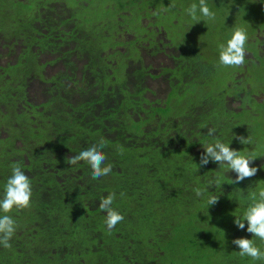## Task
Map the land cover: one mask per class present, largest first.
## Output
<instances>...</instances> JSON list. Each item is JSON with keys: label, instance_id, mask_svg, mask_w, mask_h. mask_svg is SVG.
Masks as SVG:
<instances>
[{"label": "trees", "instance_id": "16d2710c", "mask_svg": "<svg viewBox=\"0 0 264 264\" xmlns=\"http://www.w3.org/2000/svg\"><path fill=\"white\" fill-rule=\"evenodd\" d=\"M99 3L110 11H92ZM207 4L216 18L187 13L192 42L162 98L147 87L134 48H117L133 22L119 11H134L136 0H0V199L14 165L32 185L31 208L10 213L17 229L12 247L0 246V264H264L232 243L253 239L264 251L247 221L244 230L234 223L264 189V50L249 42L264 37V0ZM98 20H107L112 41L99 38ZM236 28L255 47L252 90L250 68L235 78L239 67L219 63V45ZM217 140L255 156L257 174L233 184L227 165L198 167L203 146ZM101 141L107 176L92 179L87 163H67ZM112 192L124 220L109 232L99 203Z\"/></svg>", "mask_w": 264, "mask_h": 264}, {"label": "clouds", "instance_id": "9594fccd", "mask_svg": "<svg viewBox=\"0 0 264 264\" xmlns=\"http://www.w3.org/2000/svg\"><path fill=\"white\" fill-rule=\"evenodd\" d=\"M173 6L169 5L168 7ZM164 10L167 11L168 9L165 8ZM197 11H199L200 16L205 20L214 21L216 18V14L208 7L207 0H199L198 5L194 3L187 9L188 15L193 20L199 22ZM247 42V31L243 28H236L226 44L219 45L220 65L225 67H243L247 55ZM215 133V128L208 129L207 134L209 136H214ZM237 139L241 144H250L252 142L251 137L245 138L240 136ZM103 147L104 143L101 141L99 146L92 145L86 150L80 151L79 154L67 158V163L70 165H78L81 161L87 163L92 169V179L107 176L112 171V165L108 164L104 166L106 155L101 151ZM203 148L204 152L200 157L198 167L206 166L209 161L215 162L219 166L227 165L230 171L236 174L235 179L232 180L233 184L240 183L246 178L250 179L258 172V168L252 166V163L256 159L255 156L241 155L239 151L231 148L229 144L217 140L214 144H207ZM210 183L212 182L210 181ZM215 183L219 185V180L215 181ZM194 191L198 197L203 195V192L199 188L194 189ZM120 195L123 196V193ZM31 197V180L19 165H14L12 167V174L5 185L4 196L0 199V212L4 213L0 215V246L6 249L12 247L10 241L16 233L17 224L10 213L14 209L17 211L30 209ZM258 197L259 199H257L256 193L251 194L253 203L245 211L243 219L236 218L234 223L239 229L244 230V222L247 221L246 231L261 242H264V189L259 191ZM115 200L116 193L112 192L102 198L99 203V208L106 213L105 225L109 232L124 220V216L112 207ZM218 200L219 197L210 196L207 203L209 206H212ZM232 243L238 246V252L241 257H249L254 261H264V251L255 244L253 239L237 238Z\"/></svg>", "mask_w": 264, "mask_h": 264}, {"label": "flooded vegetation", "instance_id": "af4514ba", "mask_svg": "<svg viewBox=\"0 0 264 264\" xmlns=\"http://www.w3.org/2000/svg\"><path fill=\"white\" fill-rule=\"evenodd\" d=\"M97 5L91 10L106 13L111 9L108 4L99 3ZM169 5L174 6L169 8ZM165 8L168 10L165 11ZM119 12L132 18L133 22L127 23V26L133 33L127 28V31H121V37H125L126 43L124 46L118 44L117 48L121 52H124L127 47L132 46L134 48L132 51L136 55L134 63L145 77L147 87L156 95L165 97L170 80L181 70L184 48H187L192 42L187 34V31L191 29L187 16V6L186 8L177 6L175 2L171 3L169 0H136L134 11L121 10ZM133 13L135 17H132ZM154 13L157 14L154 15ZM182 16L185 17L183 25L180 23ZM106 23L107 20H98V27L102 28L101 30L104 31L105 35L108 34L105 28ZM74 44L72 42V45ZM83 47L86 49V46ZM246 51L245 64L243 67L234 70L233 76L235 78L241 76L242 79H245L246 71L252 66L253 55H251L250 49ZM76 52L86 55L87 51L79 52L76 50ZM129 52L131 51L128 49L127 62H132L133 59L128 56ZM247 88L250 89L251 87L247 84ZM252 94L253 96L257 95ZM259 95L262 97L260 93Z\"/></svg>", "mask_w": 264, "mask_h": 264}, {"label": "rangeland", "instance_id": "374dc122", "mask_svg": "<svg viewBox=\"0 0 264 264\" xmlns=\"http://www.w3.org/2000/svg\"><path fill=\"white\" fill-rule=\"evenodd\" d=\"M186 4V2L184 1V0H176V5L177 6H184ZM94 29H95V31H101V29L102 28H99V27H94ZM118 34V33H117ZM105 34H103V33H100L99 34V38L101 39H103V41H104V43H106V42H108V41H112V36H104ZM119 35V34H118ZM104 37H106V38H104ZM263 38L264 37H262V36H260V37H258V39L256 40V41H253L252 39H250L249 40V42H251V43H258V42H260L259 44H257V46L259 47V49H261V51L262 50H264V41H263ZM118 43L121 45V46H124L125 45V43H126V39H125V37H121L120 38V40L118 41ZM133 46H134V44H133ZM254 47V46H253ZM246 49H248V44L246 45ZM255 49V47L254 48H252V49H250V51L251 50H254ZM262 53H264V52H262ZM262 62V61H261ZM261 64V63H260ZM262 64H264V62L262 63ZM230 68V71H231V73H232V69H233V67H229ZM251 71H252V66H250V76L246 79V83L251 87V90L252 89H254L255 88V84H256V81H253V74H251ZM230 77H232V75L230 74ZM245 86H246V84H245ZM262 96H264V92H259ZM259 98H261L260 97V95H259ZM249 100L250 99H247V100H245V101H247V103L248 104H252V103H250L249 102Z\"/></svg>", "mask_w": 264, "mask_h": 264}]
</instances>
